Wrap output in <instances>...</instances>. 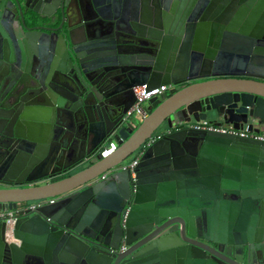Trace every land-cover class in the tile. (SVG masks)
I'll return each mask as SVG.
<instances>
[{"label": "water", "instance_id": "1", "mask_svg": "<svg viewBox=\"0 0 264 264\" xmlns=\"http://www.w3.org/2000/svg\"><path fill=\"white\" fill-rule=\"evenodd\" d=\"M201 120L264 132V0H0V264H264V141Z\"/></svg>", "mask_w": 264, "mask_h": 264}, {"label": "built area", "instance_id": "2", "mask_svg": "<svg viewBox=\"0 0 264 264\" xmlns=\"http://www.w3.org/2000/svg\"><path fill=\"white\" fill-rule=\"evenodd\" d=\"M168 86L162 84L157 87H153L151 89H146V84L136 85L133 86V91L135 94V101L134 103L128 108L126 111L127 118H131L134 116L142 117L145 114V105L149 98L152 96H159L161 93L166 91ZM191 127L195 129H204V130H211V131H218L223 133H231L235 135H239L242 137H252L261 141H264V132H255L248 129L246 126L241 129H235L229 124H216L209 122L207 120H201L192 122L189 124ZM167 131V130H164ZM163 131L154 132L150 137H148L131 156H129L126 160H124L119 166L121 169H130L132 174V179L134 180L135 173L133 171L134 167L138 163L141 155L143 154L144 150L156 139L160 138ZM118 146L117 141L114 138H109L105 143L101 145L99 148V152L102 157L109 155L112 153ZM105 174H101V178H104ZM134 191V188H133ZM53 197L37 199L29 202L30 208H36L38 205H41L45 202H53ZM128 208H126L124 214L122 215V221H125L127 216ZM0 218L6 221V229L4 236L6 238H10L12 224L14 221V212L12 210H4L0 211ZM127 248V245L124 241H122L117 248H111L112 252H122Z\"/></svg>", "mask_w": 264, "mask_h": 264}, {"label": "rangeland", "instance_id": "3", "mask_svg": "<svg viewBox=\"0 0 264 264\" xmlns=\"http://www.w3.org/2000/svg\"><path fill=\"white\" fill-rule=\"evenodd\" d=\"M141 121V117L139 116H134V122L137 124Z\"/></svg>", "mask_w": 264, "mask_h": 264}, {"label": "flooded vegetation", "instance_id": "4", "mask_svg": "<svg viewBox=\"0 0 264 264\" xmlns=\"http://www.w3.org/2000/svg\"><path fill=\"white\" fill-rule=\"evenodd\" d=\"M168 90V89H167Z\"/></svg>", "mask_w": 264, "mask_h": 264}]
</instances>
